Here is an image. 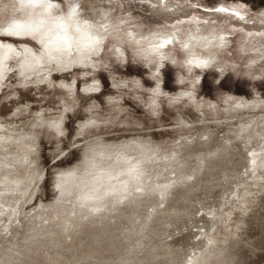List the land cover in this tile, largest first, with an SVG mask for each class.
I'll return each instance as SVG.
<instances>
[{
    "label": "rangeland",
    "instance_id": "rangeland-1",
    "mask_svg": "<svg viewBox=\"0 0 264 264\" xmlns=\"http://www.w3.org/2000/svg\"><path fill=\"white\" fill-rule=\"evenodd\" d=\"M49 1L0 0L72 66L8 61L0 264H264V0Z\"/></svg>",
    "mask_w": 264,
    "mask_h": 264
},
{
    "label": "bare ground",
    "instance_id": "bare-ground-1",
    "mask_svg": "<svg viewBox=\"0 0 264 264\" xmlns=\"http://www.w3.org/2000/svg\"><path fill=\"white\" fill-rule=\"evenodd\" d=\"M17 1L24 6H30L31 8L40 7L44 10L53 9V4L49 0H17ZM72 11H75V9ZM6 30L10 32L19 33L23 31V26L21 24L12 23L6 28ZM50 37L51 38L46 42L44 47L46 50V55H48L49 58H52L53 62H55L56 65H54L53 63L52 64L44 63L43 59L37 56L34 53L33 49L24 48V52L19 53L14 47L10 45L0 44V90L2 89V83H4L6 78L8 77L9 74L8 61L12 57L19 58L17 64L20 73L19 77L21 79H25L31 77L32 75H35L37 81L40 84L45 83L48 80H52V77L50 75L51 71L60 72L61 70L72 68L71 65H67L68 63H66V61L71 60L69 53V48L71 47L69 44L70 41L67 34L62 31L60 32L59 30V32H53L52 35H50ZM168 42L169 40L166 41L165 43ZM196 64L201 65L199 63ZM9 128H14V127L9 126ZM1 209H3L2 211L7 210L5 207H1Z\"/></svg>",
    "mask_w": 264,
    "mask_h": 264
}]
</instances>
